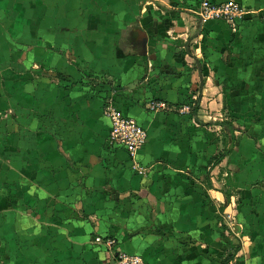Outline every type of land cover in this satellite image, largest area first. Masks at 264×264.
<instances>
[{
	"label": "crops",
	"instance_id": "crops-1",
	"mask_svg": "<svg viewBox=\"0 0 264 264\" xmlns=\"http://www.w3.org/2000/svg\"><path fill=\"white\" fill-rule=\"evenodd\" d=\"M200 1L0 0V264H117L97 237L264 264V0H211L245 8L235 25ZM109 96L148 132L141 172L108 147Z\"/></svg>",
	"mask_w": 264,
	"mask_h": 264
},
{
	"label": "built area",
	"instance_id": "built-area-1",
	"mask_svg": "<svg viewBox=\"0 0 264 264\" xmlns=\"http://www.w3.org/2000/svg\"><path fill=\"white\" fill-rule=\"evenodd\" d=\"M246 14L245 8L238 2L225 1L213 2L201 0L197 7V15L202 21H226L235 25ZM146 108L151 112L174 111V108L165 100L152 99L146 103ZM191 105H185L180 112L189 113ZM104 114L110 120L108 147L110 149H124L133 162L134 169L142 171L137 156L148 141V132L134 117L124 114L115 104L111 96L107 97L104 104ZM96 242L103 243L108 249H115L116 240L111 237H97ZM115 251V250H114ZM117 264H147L139 255L115 251Z\"/></svg>",
	"mask_w": 264,
	"mask_h": 264
},
{
	"label": "trees",
	"instance_id": "trees-1",
	"mask_svg": "<svg viewBox=\"0 0 264 264\" xmlns=\"http://www.w3.org/2000/svg\"><path fill=\"white\" fill-rule=\"evenodd\" d=\"M194 111V110H193ZM226 123V127L228 128V130H230L232 133L234 132V128L231 122H225ZM229 150H224V151H220L218 154H216L213 158V162L215 163H219L220 161H222V159L226 156V153ZM239 245H233L231 246V250L228 253V256L226 258V260H224V264L227 263L228 260L233 259L235 256V253L239 250Z\"/></svg>",
	"mask_w": 264,
	"mask_h": 264
},
{
	"label": "rangeland",
	"instance_id": "rangeland-1",
	"mask_svg": "<svg viewBox=\"0 0 264 264\" xmlns=\"http://www.w3.org/2000/svg\"><path fill=\"white\" fill-rule=\"evenodd\" d=\"M192 104V103H191ZM173 108H174V111H168V112H180V110H181V108L183 107V106H185V105H190L189 103H187V104H185V105H183L181 108H177V107H174L172 104H170ZM193 108L191 107V111L189 112V113H183V114H190V113H192L193 112ZM180 113H182V112H180ZM96 240V239H95ZM110 251V254H112V256L114 257L113 259L115 260V262L117 263V261H116V259H115V254H114V252H113V250L111 249V250H109ZM112 251V252H111Z\"/></svg>",
	"mask_w": 264,
	"mask_h": 264
}]
</instances>
